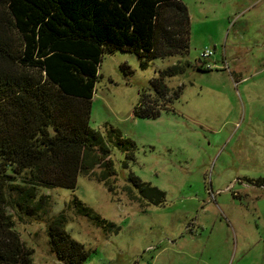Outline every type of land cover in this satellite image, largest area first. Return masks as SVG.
I'll use <instances>...</instances> for the list:
<instances>
[{
  "label": "rangeland",
  "instance_id": "obj_1",
  "mask_svg": "<svg viewBox=\"0 0 264 264\" xmlns=\"http://www.w3.org/2000/svg\"><path fill=\"white\" fill-rule=\"evenodd\" d=\"M183 2L186 55L146 59L117 48L101 57L90 126L104 134L114 126L136 144L126 164L111 147L114 194L79 174L74 188L39 187L49 205L33 218L8 208L33 249L32 264H65L47 234V221L61 211L88 251L83 264H264V0ZM202 63L210 70L197 69ZM175 64L184 70L164 78L158 114L137 115L155 92L152 81ZM131 172L164 191V201L137 198ZM73 196L120 229L76 214Z\"/></svg>",
  "mask_w": 264,
  "mask_h": 264
},
{
  "label": "trees",
  "instance_id": "obj_2",
  "mask_svg": "<svg viewBox=\"0 0 264 264\" xmlns=\"http://www.w3.org/2000/svg\"><path fill=\"white\" fill-rule=\"evenodd\" d=\"M189 46L183 0H0V264L33 260L8 208L33 218L49 205L39 187L74 188L79 174L114 194L111 147L124 153L125 164L134 159L136 144L120 129L110 125L104 134L90 126L103 54L120 48L164 58L186 55ZM197 69L210 70L203 63ZM183 70L175 64L160 71L148 108L135 113L155 117L167 93L164 78ZM127 182L137 198L164 201V191L132 172ZM69 206L104 230L120 229L77 196ZM67 221L65 211L47 221L50 251L65 264H83L88 251L66 230Z\"/></svg>",
  "mask_w": 264,
  "mask_h": 264
},
{
  "label": "built area",
  "instance_id": "obj_3",
  "mask_svg": "<svg viewBox=\"0 0 264 264\" xmlns=\"http://www.w3.org/2000/svg\"><path fill=\"white\" fill-rule=\"evenodd\" d=\"M209 54H210V53H209L208 51H206V52L203 53L202 57H203V58H206Z\"/></svg>",
  "mask_w": 264,
  "mask_h": 264
}]
</instances>
